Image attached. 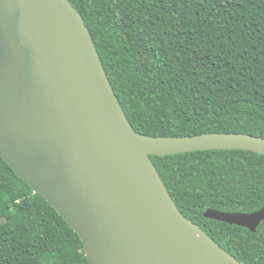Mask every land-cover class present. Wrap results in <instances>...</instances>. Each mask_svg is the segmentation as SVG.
<instances>
[{"label":"trees","instance_id":"1","mask_svg":"<svg viewBox=\"0 0 264 264\" xmlns=\"http://www.w3.org/2000/svg\"><path fill=\"white\" fill-rule=\"evenodd\" d=\"M133 129L150 137L264 139V0H68ZM183 216L242 264H264L256 232L204 218L264 208V155L150 156ZM0 264H89L77 233L0 157Z\"/></svg>","mask_w":264,"mask_h":264},{"label":"water","instance_id":"2","mask_svg":"<svg viewBox=\"0 0 264 264\" xmlns=\"http://www.w3.org/2000/svg\"><path fill=\"white\" fill-rule=\"evenodd\" d=\"M209 150L264 155V139L136 132L68 0H0V157L77 233L89 264H242L183 216L150 158ZM203 216L254 233L264 208Z\"/></svg>","mask_w":264,"mask_h":264}]
</instances>
